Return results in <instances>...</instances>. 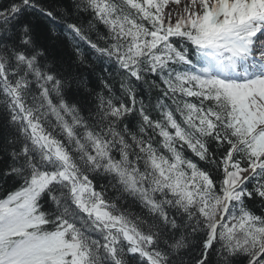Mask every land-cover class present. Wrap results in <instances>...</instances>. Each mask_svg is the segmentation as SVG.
I'll return each mask as SVG.
<instances>
[{
	"label": "snow or ice",
	"instance_id": "snow-or-ice-1",
	"mask_svg": "<svg viewBox=\"0 0 264 264\" xmlns=\"http://www.w3.org/2000/svg\"><path fill=\"white\" fill-rule=\"evenodd\" d=\"M0 264H264V0H0Z\"/></svg>",
	"mask_w": 264,
	"mask_h": 264
},
{
	"label": "trees",
	"instance_id": "trees-1",
	"mask_svg": "<svg viewBox=\"0 0 264 264\" xmlns=\"http://www.w3.org/2000/svg\"><path fill=\"white\" fill-rule=\"evenodd\" d=\"M0 196H3V193L2 192H0Z\"/></svg>",
	"mask_w": 264,
	"mask_h": 264
}]
</instances>
